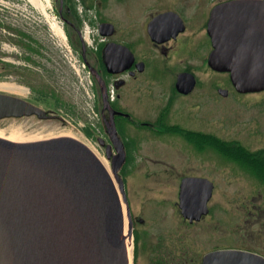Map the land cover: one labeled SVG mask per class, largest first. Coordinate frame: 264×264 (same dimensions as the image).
Masks as SVG:
<instances>
[{"label": "flooded vegetation", "instance_id": "flooded-vegetation-1", "mask_svg": "<svg viewBox=\"0 0 264 264\" xmlns=\"http://www.w3.org/2000/svg\"><path fill=\"white\" fill-rule=\"evenodd\" d=\"M230 1L234 0H204L194 5L190 0H163L147 5L146 1L134 0H56L55 13L60 23L57 26L59 48H56L55 37L49 28L35 25L34 10L29 1L0 0V92L20 97L15 93L27 90V98H20L53 117L29 118L67 125L63 116L66 106L56 89L63 85L65 49L69 39L89 73L96 134L103 138L100 150L110 154L111 166L114 161L118 163V149H121V144L111 138L115 137V131L122 143L126 154V162L120 171L123 180H128L127 170L135 163L134 153L144 136L173 138L178 135L191 150L200 154L212 152L244 175L235 179L246 181L242 188L245 192L237 193L242 206L236 209V216L242 229L236 236L242 245L226 246L217 240L220 245L208 249L200 262L193 260L195 264H203L204 257L216 251H237L257 257L261 259L257 262L264 264V113L243 123L240 134L232 137L225 132L206 131L201 123L196 130L169 123L172 107L178 101L192 100V110H199L208 106L212 97L218 104L231 98L239 102L264 100V90L240 92L230 73L216 71L209 64L214 51L209 33L212 13ZM115 2L124 6L121 18L115 15ZM245 38L248 40H241L239 49L252 52L256 59L264 52V42L255 41L256 33ZM246 61L250 60L246 58ZM163 73L173 74L174 80L168 81ZM210 73L223 76L225 80L219 78L218 83H211ZM165 94L168 95L166 102L163 100ZM68 111L71 113L73 109ZM211 141H217L222 152L213 147ZM226 152L235 153L237 159ZM214 193L215 188L213 196ZM223 195L227 201L228 194ZM208 206L209 213L200 222H206L209 227L216 220L224 227L227 219L233 216L226 208L216 215L210 203ZM259 220L262 223L259 230H255L252 221L258 225ZM183 221L191 225L200 223H191L184 218ZM143 224V219L133 216V235L137 242L138 225ZM221 233L223 231L218 230L213 235ZM215 241L209 240L208 244ZM138 259L134 255V264H139ZM187 262V259L179 262L174 257L159 256L145 264Z\"/></svg>", "mask_w": 264, "mask_h": 264}, {"label": "water", "instance_id": "water-1", "mask_svg": "<svg viewBox=\"0 0 264 264\" xmlns=\"http://www.w3.org/2000/svg\"><path fill=\"white\" fill-rule=\"evenodd\" d=\"M258 2L222 4L209 24L214 46L209 64L230 73L243 93L264 90V52L254 59L252 52L239 49L240 41L254 33L255 41L264 42V1ZM32 116L53 119L21 98L0 93V120ZM114 133L111 138L121 144L112 167L115 180L74 137L36 142L0 137V264H130L124 204L129 239L133 221L119 176L126 154ZM213 189L207 179H183L179 207L185 219L193 223L209 213ZM260 260L237 251H216L206 255L203 264Z\"/></svg>", "mask_w": 264, "mask_h": 264}, {"label": "rangeland", "instance_id": "rangeland-1", "mask_svg": "<svg viewBox=\"0 0 264 264\" xmlns=\"http://www.w3.org/2000/svg\"><path fill=\"white\" fill-rule=\"evenodd\" d=\"M27 1L30 2V0ZM134 1H146L149 3L147 5L158 1L163 2V0ZM203 1L190 0V3L197 5ZM37 5L38 7L32 4L35 25L40 24L49 28L50 34L55 37L56 48H59L57 26L60 23L55 13L56 0H38ZM113 8L115 15L121 18L124 6L120 7L115 2ZM74 38L76 40L75 36ZM63 74V85L56 90L59 91L66 110L73 109L71 113L66 111L63 115L67 120V126L58 122H40L34 118L11 119L0 122V136L16 142H31L68 135L92 147L112 173L110 161H107L105 157V150L101 151L94 142L92 144L86 140L83 141L80 133L77 132L80 130L79 124L93 121V92L89 73L85 70L84 63L79 61L69 39L66 43ZM210 75H212L209 80L211 83H218L219 78L225 80L223 76H215L213 73ZM163 77L170 82L175 78L171 73H163ZM19 91L22 92L15 94L27 98V90ZM167 96V94L163 96L165 102ZM193 102L192 100L176 102L170 112L169 123H178L190 130L198 129L201 123L202 129L206 131L225 132L232 137L240 134L243 123H249V120L264 113V100L239 102L231 98L222 100L221 104H218L212 97L209 105L199 110H192ZM176 136L173 138L144 136L141 146L134 153L135 163L127 170L128 180L124 181H126L125 187L132 215L144 221L143 225H138L139 241L137 242L135 237L132 242L128 240L131 264H134V255L139 258V264L148 263L151 258L159 256L174 257L179 262H185L187 259V264H195L193 260L200 262L208 249L219 244L217 240L223 241L221 245H242L239 244L241 240L236 236L242 229V226H239L241 222H238L236 209L242 206L240 203L242 199L238 200L237 193L240 190L245 192L242 188L246 181L235 179L244 175L233 165L224 163L212 152L200 154L191 150L183 138ZM187 176L206 178L215 185L210 208L214 209L216 215H220L222 208L228 209L233 215L231 219L225 217L228 222L224 223V227L217 224L219 220H216L212 227H209L206 222L191 225L183 221L179 209V192L181 180ZM223 194H228L227 201H224ZM252 223L255 230H259L262 222L259 220L258 225L255 221ZM218 230L223 233L213 235ZM126 233H128V227ZM214 239H216L215 242L208 244L209 240Z\"/></svg>", "mask_w": 264, "mask_h": 264}, {"label": "trees", "instance_id": "trees-1", "mask_svg": "<svg viewBox=\"0 0 264 264\" xmlns=\"http://www.w3.org/2000/svg\"><path fill=\"white\" fill-rule=\"evenodd\" d=\"M59 105V104H58ZM85 132V135L89 138H93V133L92 131L88 128V129H85L84 130ZM198 145H202V143L200 142H196ZM210 144H212L213 147H215L217 150H219L220 152H222V149L220 148V146L218 145V142L217 141H211ZM226 154L228 156H230L231 158L233 159H237V155L235 153H232V152H226ZM245 155V154H244Z\"/></svg>", "mask_w": 264, "mask_h": 264}, {"label": "bare ground", "instance_id": "bare-ground-1", "mask_svg": "<svg viewBox=\"0 0 264 264\" xmlns=\"http://www.w3.org/2000/svg\"><path fill=\"white\" fill-rule=\"evenodd\" d=\"M30 2L33 4V5H35V6H37L38 7V5H37V3H38V0H30ZM42 7V6H41ZM40 8V7H39ZM46 12V11H45ZM1 137V136H0ZM2 138V137H1ZM15 142V141H14ZM124 211H125V208H124ZM129 251H130V248H129ZM131 253V252H130Z\"/></svg>", "mask_w": 264, "mask_h": 264}]
</instances>
